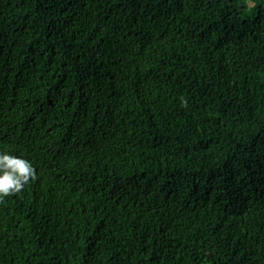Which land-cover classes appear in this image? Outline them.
<instances>
[{
	"label": "trees",
	"instance_id": "obj_1",
	"mask_svg": "<svg viewBox=\"0 0 264 264\" xmlns=\"http://www.w3.org/2000/svg\"><path fill=\"white\" fill-rule=\"evenodd\" d=\"M0 150V264H264V0H0Z\"/></svg>",
	"mask_w": 264,
	"mask_h": 264
},
{
	"label": "clouds",
	"instance_id": "obj_2",
	"mask_svg": "<svg viewBox=\"0 0 264 264\" xmlns=\"http://www.w3.org/2000/svg\"><path fill=\"white\" fill-rule=\"evenodd\" d=\"M36 175V166L27 156L0 150V200L21 191Z\"/></svg>",
	"mask_w": 264,
	"mask_h": 264
}]
</instances>
